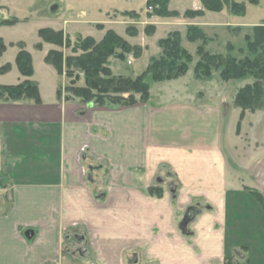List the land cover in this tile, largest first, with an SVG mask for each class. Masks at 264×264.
I'll return each instance as SVG.
<instances>
[{"label":"crops","instance_id":"crops-1","mask_svg":"<svg viewBox=\"0 0 264 264\" xmlns=\"http://www.w3.org/2000/svg\"><path fill=\"white\" fill-rule=\"evenodd\" d=\"M146 1L138 10L110 5L104 21L85 9L78 13L72 3L57 28L67 32L87 20L115 29L105 25L124 11L138 12L142 21ZM195 4L182 10L201 7L200 0ZM152 20L154 32L144 42L116 30L142 48L127 63H141L130 76L111 58V72L137 76L160 53L157 41L174 30L193 61L183 75L150 83L145 100L136 94L137 102L126 106L80 103L48 63L60 82L45 91L32 76L40 102L0 101V264H225L226 258L252 264L264 256L231 224V208L246 190L233 173L230 102L215 79L195 77L197 43L186 39V27L174 18ZM201 20L187 24L210 37L212 26ZM105 29L91 36L99 40ZM24 78L18 72L0 84ZM190 208L195 211L182 227Z\"/></svg>","mask_w":264,"mask_h":264},{"label":"rangeland","instance_id":"rangeland-1","mask_svg":"<svg viewBox=\"0 0 264 264\" xmlns=\"http://www.w3.org/2000/svg\"><path fill=\"white\" fill-rule=\"evenodd\" d=\"M173 7L171 11H179L176 16H166V18H174L175 24L183 27H187V22H189L194 17H185L183 14V7H194L198 0H172ZM75 4V9L78 13L81 9H85L87 12V17H97L104 21L107 18L106 8L110 5L118 9H139L143 6V0H0V19L10 18L16 19V21L7 23H0V40L5 44L4 50L0 54V67L6 63L10 68L4 72L0 71V82L5 79V76L11 74H18L17 66L15 62V55L18 51V43L21 42L24 49H26L32 58L33 65V78L40 83V86L45 91L49 90L53 82L60 80L56 77L50 76L48 73V63L44 60V53L47 49V53L50 50H55L61 52L63 59L70 55H76L72 50V47L79 41L80 38L84 36L93 35L98 37L100 31L104 30L106 27L101 24H89L87 20L81 25H69V29L57 28L59 26H64L63 20L69 17L67 11L68 7ZM175 5V6H174ZM248 6V7H247ZM98 7L102 8L99 10ZM178 7L179 10L176 9ZM147 10L150 8L144 7V16L142 21L139 17L134 19L125 15L122 17L117 16L113 12L111 17H114V23L107 24L105 26H114L115 29L123 36L126 37L128 34V29L135 30V41H146L147 27L154 26L152 17L154 15L147 14ZM225 13L222 15H215L211 11L207 15H199L202 17L204 25L209 23L212 26V32H210V37L206 33L207 37L210 39L207 44L212 41V48L209 51L214 53H226V45L230 43L234 49L232 54L237 56V58H242L243 55L237 53V48L244 47V36L246 34L252 35L253 26L264 24V0H259L257 4L246 3L245 12L242 15H235L230 13L227 9H223ZM220 12V11H219ZM226 14L238 16L239 19H232V17H225ZM205 15V17H203ZM160 18H165L161 16H155ZM85 19V18H82ZM189 19V20H188ZM212 21V22H210ZM227 21V22H226ZM237 23H242L243 25H238ZM56 26V28L51 27ZM41 27H50L54 30H61L63 33V41L61 44H56L54 42L43 40L38 35V29ZM151 28V27H150ZM111 28L105 29L108 30ZM154 29V27H153ZM152 30V29H151ZM214 30V31H213ZM104 31V32H105ZM154 32V30H153ZM151 33V35L153 34ZM214 32V33H213ZM156 35V34H155ZM161 32L159 31L157 36L160 37ZM132 41V40H131ZM40 44V46H38ZM153 46V44H151ZM158 44H156L157 46ZM157 46L156 48H158ZM160 48V47H159ZM153 49H149L151 52ZM46 53V55H47ZM160 53L156 56L158 57ZM45 55V56H46ZM192 55V54H191ZM197 55V54H196ZM198 56L196 58V61ZM145 57L143 58V62ZM193 61V55H192ZM190 62V64L192 63ZM195 61V62H196ZM119 67L120 71L124 74L133 76V70L140 69L139 64L141 61H133L131 59H117L114 61ZM64 64V62H63ZM189 64V65H190ZM50 66V65H49ZM12 67V68H11ZM62 77L61 87L64 92L71 94L73 93L67 88L73 80V77L66 75V70L63 68L61 73H58ZM74 75L77 79L74 81L73 86L81 87L84 85V74L81 70L77 69L74 71ZM215 79L219 90L224 93L227 100L230 102V107L233 109V124L232 130L234 132L233 141V173L234 176L238 178L243 189L246 192H240L239 194L245 195L239 198V207L237 209L235 206L231 208V224L239 228V234L246 238L249 242V246L255 244V250L257 253L263 255V249L260 251L259 247L261 243H264V230L262 231L263 221H264V211L255 198L253 193H257L262 196L264 203V81H263V93L262 96L256 101L255 106L252 108L241 107L235 103L236 95L238 91L243 88L246 84H252L253 78L246 77L243 79H229L223 80L219 77V72L214 71L212 78L208 80ZM77 101L83 103L75 97ZM83 104H86L83 103ZM238 195V192L234 193V197ZM238 234V235H239ZM243 238H241L243 240ZM236 262V261H235ZM256 264H264V256L255 260ZM252 262V264H254Z\"/></svg>","mask_w":264,"mask_h":264},{"label":"trees","instance_id":"trees-1","mask_svg":"<svg viewBox=\"0 0 264 264\" xmlns=\"http://www.w3.org/2000/svg\"><path fill=\"white\" fill-rule=\"evenodd\" d=\"M258 1L200 0L199 9H187L183 15L194 17L204 14L205 11L219 12L223 9L235 15H242L245 12L246 3L257 4ZM168 3L169 0H147L145 7L150 8L147 14L161 17L178 15L177 11L169 9ZM122 15L134 19L139 17V14L134 11H124ZM14 21L16 19H0V23ZM150 27H147V34H151L154 30L152 26ZM127 33L135 35V30L128 29ZM38 35L43 40L56 44H61L64 38L61 30H54L50 27H41L38 29ZM185 37L189 42L197 43L198 59L193 68L195 77L208 80L212 78L214 71H218L219 77L223 80L253 78L252 84H246L238 91L235 103L241 107H254L263 93L264 24L253 26L252 35L244 36V47L236 49L239 55H243L242 58H237L232 54L234 47L230 43L226 45L225 54L207 50L205 45L210 39L197 25H187ZM181 40L178 30L171 31L166 37L159 39L157 44L161 48V54L158 57H151L146 68L135 77L115 75L111 72L109 66L111 58L124 59L129 54L138 57L142 51L139 45L131 44L113 29L106 30L99 40L90 35L80 38L72 47V50L78 53L76 55L63 59L61 52L50 50L44 60L51 64L58 73L65 68L66 75L73 77L67 88L81 102L93 103L96 106H107L108 104L126 106L137 102L136 94H139V100H145L150 83L173 79L186 73L192 61V55L182 46ZM4 48L5 44L0 40V54ZM18 48L15 62L19 73L25 78L16 84H0V101L32 100L38 103L41 98L37 82L31 79L33 75L31 54L24 49L21 42L18 43ZM9 68L10 66L6 63L0 67V71L4 72ZM77 69L84 74V85L81 87L73 86L77 79L74 71ZM253 194L264 208L262 196L257 193ZM225 264L239 263L226 258Z\"/></svg>","mask_w":264,"mask_h":264},{"label":"water","instance_id":"water-1","mask_svg":"<svg viewBox=\"0 0 264 264\" xmlns=\"http://www.w3.org/2000/svg\"><path fill=\"white\" fill-rule=\"evenodd\" d=\"M195 211L194 208H190L187 210L186 214H185V217H184V220L181 224L182 227H185L186 223L188 222V220L192 217V213Z\"/></svg>","mask_w":264,"mask_h":264}]
</instances>
